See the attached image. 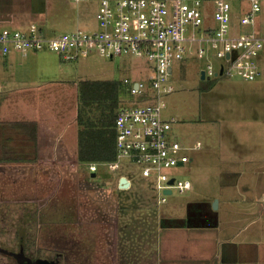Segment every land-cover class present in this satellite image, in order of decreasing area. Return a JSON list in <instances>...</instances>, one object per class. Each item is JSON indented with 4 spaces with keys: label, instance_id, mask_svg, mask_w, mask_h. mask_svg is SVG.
<instances>
[{
    "label": "built area",
    "instance_id": "1",
    "mask_svg": "<svg viewBox=\"0 0 264 264\" xmlns=\"http://www.w3.org/2000/svg\"><path fill=\"white\" fill-rule=\"evenodd\" d=\"M248 3L249 9L240 24L253 27L260 3ZM210 5L211 21L207 22L204 16ZM95 20L97 29L87 33L73 31L48 36L36 25L25 31L0 29V61L14 51L53 53L63 62H78L88 57L91 48L109 60L144 61L147 73L142 80L123 79L135 103L116 113L115 159L82 166L87 175L96 174L103 167L119 180L123 177L119 173L122 163L135 164L141 177L152 179L158 203L163 204L165 190L183 193L190 188L188 181H176L167 172L189 162L185 153L201 146L198 142L182 146L175 141L172 125L176 121L163 117L164 98L173 93L169 83L173 65L203 60L202 71L207 80L238 77L254 82L260 74L257 59L264 49V40L255 32L231 36L230 5L222 0H100ZM2 90L0 86V94ZM70 171H77V167H70ZM171 179L173 184L169 185Z\"/></svg>",
    "mask_w": 264,
    "mask_h": 264
},
{
    "label": "crops",
    "instance_id": "2",
    "mask_svg": "<svg viewBox=\"0 0 264 264\" xmlns=\"http://www.w3.org/2000/svg\"><path fill=\"white\" fill-rule=\"evenodd\" d=\"M28 2L31 14L44 13L45 0ZM26 23L25 29L37 26ZM20 24L17 21L16 27ZM79 68L78 83L95 80ZM20 79L0 94V163L25 168L34 180L38 171L46 175L73 166L83 168L76 156L77 89L60 82ZM253 83L241 88V98L219 101V137L224 143L217 151L218 211L211 205L215 198L198 194L185 203L183 217L161 215L162 257L191 264H264V69ZM246 90L251 97H245ZM1 100L10 105L9 110L1 106ZM21 123L34 124L35 140L31 137L34 130L18 125ZM227 123L229 129L225 130ZM121 176L134 184L129 175ZM191 189L193 185L186 191Z\"/></svg>",
    "mask_w": 264,
    "mask_h": 264
},
{
    "label": "rangeland",
    "instance_id": "3",
    "mask_svg": "<svg viewBox=\"0 0 264 264\" xmlns=\"http://www.w3.org/2000/svg\"><path fill=\"white\" fill-rule=\"evenodd\" d=\"M28 1L0 0L1 30L25 31V28H27L25 26L29 24H24L26 21L37 24L40 30L48 36L73 31L87 33L97 29L95 13L100 0H87L77 4H74L71 0H45L46 9L44 13L37 15L30 13ZM183 1L187 2L188 0ZM222 1L230 5L231 36L255 32L259 38L264 40V0H258L260 12L255 17L253 27L240 24L242 15L249 9L248 0ZM206 10L208 13L206 14L207 16H204L206 17L204 19L210 22L212 15L211 5L207 6ZM17 21L21 22V26L18 25L16 27ZM257 64L260 69H264V49H262L260 57L257 59ZM79 67H82L84 76L88 78L117 80L121 84L123 79L130 81L142 80L147 73V65L140 59L114 58L109 60L101 57L97 50L93 48L89 50V55L86 59L77 63L60 62L59 57L53 53H18L11 51L6 58L0 61V86L6 89V86L9 87V84L15 80V83H17L22 81L20 78H30L33 83L60 82L63 86H71L77 89L78 80L76 78L77 74L81 73ZM204 67L205 61L197 59L173 65L172 76L169 78V83L173 86V93L164 98L163 117L168 119L173 117L176 121L172 125L173 139L182 146H193L197 142L201 145L197 150L185 153L189 162L183 166L172 168L167 172L168 176L176 181H188L191 187L193 185V189L184 193H178L175 189H172V193L165 196V203L160 204L158 203L157 192L149 186V180L140 177V168L137 165L122 163L121 171L119 172L126 176L129 175L133 179L137 190L145 191L144 197L147 195L149 198L147 201H150L153 206L157 201V212L168 218L183 217L185 214V203L195 198L198 194L204 197L212 196L215 198L214 201H217V194H219L220 188L219 177L217 176V151L218 147L224 143V139L220 140L219 137V130L222 124V114L219 113V101L224 98H241V88L254 84L253 82H245L238 77H219L210 79L209 88H206L205 83L208 81L202 83L200 80V72ZM77 69H79V72ZM63 82L68 83L63 84ZM246 91L247 96L245 97H251V91ZM122 99L125 100L124 104H122L123 106H130L129 98L123 95ZM1 106L6 107L8 110L10 108V105L2 100ZM228 129L229 125L227 123L225 130ZM60 171L65 173L66 170ZM55 172L48 171L46 173L47 180L43 184L48 185L47 192H52V186L59 183ZM24 174L25 176L22 178L23 174L18 172V185L20 181L25 183L28 180L29 171L28 174ZM97 177L107 186L106 190H114V188L112 189L113 185H117L116 176L108 173L103 167L99 168ZM150 183H153L152 179H150ZM147 191L150 193H147ZM63 193L59 192V195ZM194 193L197 194L194 195ZM138 195L141 196L138 197L141 200L143 195ZM215 211L217 212L218 209L216 208ZM136 232H139V230ZM154 242V234H147V247L151 253L155 248ZM149 251L148 254L150 253Z\"/></svg>",
    "mask_w": 264,
    "mask_h": 264
},
{
    "label": "flooded vegetation",
    "instance_id": "4",
    "mask_svg": "<svg viewBox=\"0 0 264 264\" xmlns=\"http://www.w3.org/2000/svg\"><path fill=\"white\" fill-rule=\"evenodd\" d=\"M18 172L23 174L22 178L24 173L28 174L25 168L17 169L10 164L0 163V264H191L174 257H162L159 240L162 219L159 213L156 216L158 226L148 228L139 225V232L134 230L130 234V226L124 223V218L118 217V213L124 215L129 211H117V202L122 196L113 193L90 195V201L97 208L94 212L96 221L91 231L98 236L92 248L83 245L86 228L83 225L77 228L78 243L66 242L58 232L51 236L52 231L65 230L66 227L42 224L46 214L44 206L48 199L41 202V199H34L31 194L16 192ZM28 179L34 181L30 176ZM116 182L119 189L117 179ZM84 186L92 188L88 183ZM147 234H154L155 237L152 253L147 247Z\"/></svg>",
    "mask_w": 264,
    "mask_h": 264
},
{
    "label": "trees",
    "instance_id": "5",
    "mask_svg": "<svg viewBox=\"0 0 264 264\" xmlns=\"http://www.w3.org/2000/svg\"><path fill=\"white\" fill-rule=\"evenodd\" d=\"M205 81L208 82L205 83ZM202 83H205L206 88H209V80L205 79ZM128 90L129 88L123 83V80L122 84L117 80L84 79L79 81L77 87L78 107L76 122L78 131L76 156L80 164H102L115 159L116 146L113 123L117 111L125 102L122 96L125 95L126 98H129L130 105L135 103L133 97L129 95ZM24 124L29 129L34 130L31 137L35 140L34 124L21 123L18 125ZM9 125L11 124L9 123ZM85 174L82 170L74 173L70 172L69 169H66L65 173L58 171L59 183L52 186V192H47L48 185L43 184L47 180V176L42 174V172H37L34 181L30 179L26 180L25 183L20 181L17 187L18 191L16 192L19 194H31L34 199H41V202L48 199V202L46 201L44 206L46 214L44 215L45 219L42 220V224L50 227H66L65 230L52 231L51 236L55 232H58L62 235L63 240L75 244L79 242L77 228L82 225L85 226L82 241L83 245L90 246L89 248L93 247L98 236L97 233L93 234L91 231L96 221L94 219V212L97 208H94L93 202L90 201V195L113 193L122 196L121 200L116 199L118 200L117 211L126 210L129 213L124 215H119L118 213V217L124 218V223L130 226V234H133L134 230H138L137 227L139 225L147 226L148 228L159 225L156 221V216L158 215H156L157 201L153 206L150 201H147V199L149 200L148 196L145 195L144 197L145 191L137 190L135 184H131L127 190L122 191L118 190L116 188L117 185L114 184V187H112L114 190L109 191L106 190L107 186L102 183L100 178L95 177L91 179L88 175L85 176ZM86 183L92 186V188L84 186ZM148 184L154 190L153 185ZM30 185H33V188ZM59 192L64 193L59 195ZM138 194L143 195L145 199L142 198L140 200L138 197L141 196ZM128 200L130 201L129 203H127Z\"/></svg>",
    "mask_w": 264,
    "mask_h": 264
},
{
    "label": "water",
    "instance_id": "6",
    "mask_svg": "<svg viewBox=\"0 0 264 264\" xmlns=\"http://www.w3.org/2000/svg\"><path fill=\"white\" fill-rule=\"evenodd\" d=\"M200 80H202V81L205 80L203 71L200 72ZM91 177H95V174H92ZM168 184L172 185L173 184V179H171ZM118 186H119V189H127L129 187V183L126 180V178L119 177ZM163 194L164 195H169V194H171V191L170 190H165L163 192ZM216 208H217V201H214L213 204H212V209L215 210Z\"/></svg>",
    "mask_w": 264,
    "mask_h": 264
}]
</instances>
